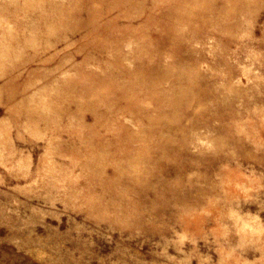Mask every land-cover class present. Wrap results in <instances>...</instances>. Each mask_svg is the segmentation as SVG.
<instances>
[{
  "label": "rangeland",
  "instance_id": "374dc122",
  "mask_svg": "<svg viewBox=\"0 0 264 264\" xmlns=\"http://www.w3.org/2000/svg\"><path fill=\"white\" fill-rule=\"evenodd\" d=\"M0 264H264V0H0Z\"/></svg>",
  "mask_w": 264,
  "mask_h": 264
}]
</instances>
